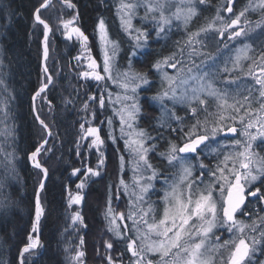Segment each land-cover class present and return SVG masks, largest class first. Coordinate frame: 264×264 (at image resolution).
Here are the masks:
<instances>
[{
    "label": "snow or ice",
    "instance_id": "snow-or-ice-1",
    "mask_svg": "<svg viewBox=\"0 0 264 264\" xmlns=\"http://www.w3.org/2000/svg\"><path fill=\"white\" fill-rule=\"evenodd\" d=\"M59 4L56 30L78 46L71 58L78 69L73 94L81 96L84 89L72 149L78 163L71 165L68 177L75 178L76 191L65 186L66 208L81 206L84 190L103 177L110 148L118 169L105 202L109 238L104 264H264V0H247L242 7L238 0H221L214 8L212 0H113L128 42L123 69L121 41L111 36L105 19L99 17L94 30L98 60L80 26L77 3ZM52 5L53 0H37L31 12L33 29L42 26L31 110L45 135L23 157L35 170L36 189L34 216L16 264H29L44 247L40 231L46 207L41 194L49 168L42 161L54 149L42 112L45 106L52 111L49 96L63 71L53 73L48 63L53 27L42 12ZM0 6L7 20L0 23L3 51L15 11L6 0ZM209 8L211 18L193 27ZM250 13L259 19H251ZM174 29L183 36L172 41L171 51L158 55L148 71L137 70L133 58L139 62L141 56H151L152 44L166 43ZM5 67L0 59V246L18 207L10 189L19 179L21 161L12 107L16 96ZM153 89V95H146ZM61 99L66 108L75 107L72 94ZM152 107L158 116L146 115ZM142 119L154 120L150 127L156 135L141 125ZM161 140L166 141L163 150ZM153 156L159 157V165ZM66 215L64 232L78 234L88 228L79 208ZM64 251L66 264H86L83 235Z\"/></svg>",
    "mask_w": 264,
    "mask_h": 264
},
{
    "label": "trees",
    "instance_id": "trees-1",
    "mask_svg": "<svg viewBox=\"0 0 264 264\" xmlns=\"http://www.w3.org/2000/svg\"><path fill=\"white\" fill-rule=\"evenodd\" d=\"M80 11V26L89 36L92 47V54L99 60V49L97 40L94 36L96 22L99 17L105 19L113 38L121 41L122 51L119 57L120 67H127L126 55L128 52V42L120 28L119 19L115 15L113 0H74ZM221 0H212L213 8ZM247 0H238V6H243ZM6 3L15 11V16L11 23L7 44L4 50L0 51V59L4 60L5 71L7 72V81L14 91L16 100L13 103V115L16 127V148L21 157L18 163L19 179L13 182L10 192L12 198L18 202V207L14 210L11 220V227L8 234L4 236L6 242L0 246V260L7 264H16V256L19 247L25 242L26 233L30 229V220L34 216V192L36 189L35 170L24 160L25 153L32 149L44 137V130L36 123L31 110V96L38 85L40 73V57L42 48L40 40L42 39V26L37 25L34 30L31 12L37 0H6ZM107 4L108 6H105ZM213 8L203 11L193 23V27L203 24L207 18L213 15ZM59 0H53L50 9L42 12L43 18L53 27V34L50 35V57L49 67L53 73L63 69L62 73L56 77L57 84L52 90L50 99L53 101V109L48 111L44 107L42 116L52 130L50 144L53 146V152L47 154L43 161L49 168V178L46 182V191L42 193V200L46 207L45 215L41 220L40 237L44 245L41 249V255L32 257L29 264H66V253L64 248L69 244H77V235H83L85 240L86 264H104V242L108 239L106 233V221L104 219L105 202L108 196L109 185H114L117 181L118 169L115 155L109 149L108 166L102 178L98 182L91 183L84 190L85 199L81 206H73L72 209L66 208L65 186L70 185L73 193L76 191L75 184L69 180L71 165L78 163L73 155L72 149L76 139V122L79 120L80 113L78 109L83 100V91L80 89L81 96L73 94V87L78 85L76 79L75 65L76 61L71 58L78 53V46L65 40L60 32L56 30L57 21L60 16ZM70 13L65 11L64 18H68ZM251 19H259L258 14H249ZM0 23H7L3 7L0 6ZM139 23V21H135ZM183 31L174 29L169 40L152 44V55L141 56L139 62L133 58L134 67L139 71H148L151 62L158 56L167 54L171 51L172 41L180 39ZM153 80H156L152 73H149ZM250 82V81H249ZM155 89L146 95L151 96ZM72 94L75 100V107H65L62 103V97ZM40 101L37 99V106ZM182 114V113H181ZM146 115L155 117L159 115V110L155 107L147 108ZM154 120L145 122L141 120V125L152 131L153 135L157 133L152 130L150 124ZM167 136V133H165ZM166 141H160V149L163 150ZM153 163L159 165V157H152ZM2 172V168H0ZM128 178V174L125 175ZM159 187V185H157ZM154 199H156L154 197ZM115 206V203H114ZM79 208L88 224L86 230L78 234L70 231L64 232V226L67 223L66 213ZM119 210H123L122 203ZM3 233H0L2 235Z\"/></svg>",
    "mask_w": 264,
    "mask_h": 264
},
{
    "label": "rangeland",
    "instance_id": "rangeland-1",
    "mask_svg": "<svg viewBox=\"0 0 264 264\" xmlns=\"http://www.w3.org/2000/svg\"><path fill=\"white\" fill-rule=\"evenodd\" d=\"M142 11V10H141ZM169 71H172V70H169ZM119 222V221H118ZM106 228H107V223H106ZM106 233H107V231H106ZM108 234V233H107ZM109 235V234H108ZM108 238H109V236H108Z\"/></svg>",
    "mask_w": 264,
    "mask_h": 264
},
{
    "label": "water",
    "instance_id": "water-1",
    "mask_svg": "<svg viewBox=\"0 0 264 264\" xmlns=\"http://www.w3.org/2000/svg\"><path fill=\"white\" fill-rule=\"evenodd\" d=\"M50 38V37H49ZM50 139V138H49ZM49 178V177H48ZM47 182V181H46ZM41 238V237H40Z\"/></svg>",
    "mask_w": 264,
    "mask_h": 264
},
{
    "label": "bare ground",
    "instance_id": "bare-ground-1",
    "mask_svg": "<svg viewBox=\"0 0 264 264\" xmlns=\"http://www.w3.org/2000/svg\"><path fill=\"white\" fill-rule=\"evenodd\" d=\"M50 139H51V137H50ZM50 139H49V141H50Z\"/></svg>",
    "mask_w": 264,
    "mask_h": 264
}]
</instances>
